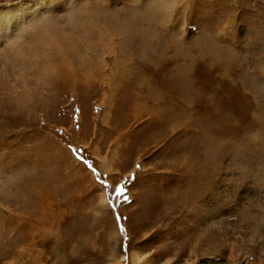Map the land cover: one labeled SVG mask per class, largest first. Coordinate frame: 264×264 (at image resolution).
<instances>
[{
    "label": "rangeland",
    "instance_id": "1",
    "mask_svg": "<svg viewBox=\"0 0 264 264\" xmlns=\"http://www.w3.org/2000/svg\"><path fill=\"white\" fill-rule=\"evenodd\" d=\"M0 10L30 12L0 42L29 74L0 89V264H264V0Z\"/></svg>",
    "mask_w": 264,
    "mask_h": 264
},
{
    "label": "bare ground",
    "instance_id": "2",
    "mask_svg": "<svg viewBox=\"0 0 264 264\" xmlns=\"http://www.w3.org/2000/svg\"><path fill=\"white\" fill-rule=\"evenodd\" d=\"M160 3H161V6H160ZM159 4H158V6H156V8H155V12H157L159 9H161V8H163L164 9V2H160ZM17 9V8H16ZM162 9V10H163ZM27 10V9H26ZM28 13V12H27ZM27 13H23V12H21V13H13L12 12V10H0V42L2 41V40H6V42H9V43H13V44H15V46L18 48V49H21L20 47H19V43H17V38L18 37H20L19 35H14V36H11V34H12V32H13V29H12V27L14 28V26L16 27V28H18V26L19 25H21L25 20H27V18L29 17V15H30V12H29V14H27ZM34 13V12H33ZM14 14V15H13ZM134 17V16H133ZM130 19H131V17H129ZM135 19H133L132 18V20H129V22H120V23H118V22H116V23H112L111 24V27L113 28L114 27V31H115V33L118 35V36H125L126 38H131L130 36H135V37H139V36H142V37H145L146 36V34L147 35H150V37H151V34L150 33H148L149 31H144V30H141L140 31V29L138 30V29H135V26H133L134 24L133 23H131V22H133ZM138 21H139V19L137 20V23H138ZM137 27V26H136ZM16 28H14V31H16ZM145 33V34H144ZM13 35V34H12ZM128 38V39H129ZM133 38V37H132ZM19 39V38H18ZM137 39V38H136ZM144 39V38H143ZM142 39V40H143ZM21 42V41H20ZM17 50V49H16ZM3 51H4V54H6L5 56L7 57V58H10L11 57V55H13V54H11V48L9 49V47L7 46L6 48L4 47V49H3ZM145 53V52H144ZM6 60V59H5ZM28 62V61H27ZM26 62V63H27ZM24 63V62H23ZM28 64V63H27ZM55 64V63H54ZM57 65L58 64H55L54 66H55V68L57 67ZM13 66V65H12ZM12 66H6V65H4V66H1L0 65V68L2 69V70H0V83H1V88L0 89H2V90H5V91H11V90H13V87H10V86H8V84L9 83H11L12 81H14V80H16L15 78H14V76H16V77H18V78H20L21 79V81H22V83L25 85V87L26 88H23L24 90H26L27 89V86H26V81H24L25 80V76L26 75H29L26 71L27 70H25V67L24 68H19V72H17V73H14V72H12ZM60 66V65H59ZM23 67V66H22ZM25 71V72H24ZM67 71V70H66ZM59 72V79H61L63 76H69V74H65V72H64V69H62L61 67H59V68H57V73ZM77 74V73H76ZM183 75V74H182ZM27 77V76H26ZM73 77V76H72ZM182 77V76H181ZM14 78V79H13ZM71 78V77H70ZM69 79V78H68ZM73 80V79H72ZM17 88V87H16ZM27 91V90H26ZM134 108H136V107H134ZM138 108V107H137ZM136 111V110H135ZM104 202H105V197L104 196H102V199H101V203H102V206L104 205L105 206V204H104ZM217 229V228H216ZM211 233V232H210ZM215 235H218L219 236V233L218 234H216V233H214ZM212 237V236H211ZM210 237V234H207V238L208 239H212ZM214 237V236H213ZM216 238V237H215ZM217 239V238H216ZM218 240H219V238H218ZM212 241H213V239H212ZM214 242H216L215 241V239H214ZM218 242V241H217ZM213 244V243H212ZM217 245V244H216ZM215 245V246H216ZM213 247V246H212Z\"/></svg>",
    "mask_w": 264,
    "mask_h": 264
},
{
    "label": "snow or ice",
    "instance_id": "3",
    "mask_svg": "<svg viewBox=\"0 0 264 264\" xmlns=\"http://www.w3.org/2000/svg\"><path fill=\"white\" fill-rule=\"evenodd\" d=\"M145 2H146V0H145ZM202 70H203V66H201L199 69H197V72H200ZM160 119H166V117H161V118H159L157 120L149 121V124L146 125L145 127H148V128H157V127H159L160 126ZM68 147H69V150H71L73 152V155H77L76 150L73 149L71 145H69ZM167 147L170 149L173 146L171 144H169ZM163 150H166V149H162V151ZM84 163L87 164V161H84ZM87 166L90 169H92V171L95 174L97 180L100 182L101 187H103V188L109 187V185L107 183H105V181H104L103 177L100 175V173L96 172V170L94 168H92L91 164H88ZM137 167L139 168L140 165H137ZM115 192H116L117 196L123 195L124 194L123 186L116 187ZM125 199H127V197H125ZM129 206H131V202H129ZM124 219H126V217ZM120 220H121V217L120 216H116V222L119 223ZM120 231L121 232L124 231L123 227L120 228Z\"/></svg>",
    "mask_w": 264,
    "mask_h": 264
}]
</instances>
